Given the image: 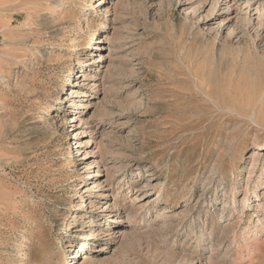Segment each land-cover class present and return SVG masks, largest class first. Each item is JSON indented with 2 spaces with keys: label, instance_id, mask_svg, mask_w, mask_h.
I'll use <instances>...</instances> for the list:
<instances>
[{
  "label": "rangeland",
  "instance_id": "374dc122",
  "mask_svg": "<svg viewBox=\"0 0 264 264\" xmlns=\"http://www.w3.org/2000/svg\"><path fill=\"white\" fill-rule=\"evenodd\" d=\"M0 264H264V0H0Z\"/></svg>",
  "mask_w": 264,
  "mask_h": 264
},
{
  "label": "bare ground",
  "instance_id": "6f19581e",
  "mask_svg": "<svg viewBox=\"0 0 264 264\" xmlns=\"http://www.w3.org/2000/svg\"><path fill=\"white\" fill-rule=\"evenodd\" d=\"M93 185L96 186V183H94ZM85 188H86V185L82 189L84 190ZM70 247H72V246H70ZM78 257H80L79 253L74 257V259H77Z\"/></svg>",
  "mask_w": 264,
  "mask_h": 264
}]
</instances>
